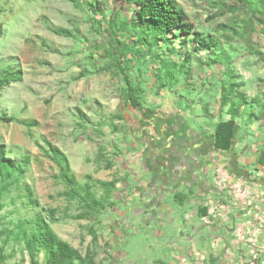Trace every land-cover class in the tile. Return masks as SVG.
<instances>
[{
    "label": "rangeland",
    "instance_id": "374dc122",
    "mask_svg": "<svg viewBox=\"0 0 264 264\" xmlns=\"http://www.w3.org/2000/svg\"><path fill=\"white\" fill-rule=\"evenodd\" d=\"M103 1L104 15L91 10L94 0H0V71L21 70L19 81L0 89V145L8 156L30 157L21 192L29 187L39 204L25 205L19 192L3 198V264H31L14 235L6 244L4 240L19 217L44 208L56 211L52 227L89 264H198L194 248L208 252L210 228L204 225L195 234L185 214H200L204 202L171 213L173 221L169 216L161 220L138 213L142 203L137 196L119 200L117 195L126 193L100 180L115 179L123 154L119 144L145 129L144 113L184 114L195 128H214L223 118L224 96L229 105L243 108L247 117L238 120L245 131L251 113L264 114V106L246 95L257 90L264 95L260 0H178L195 28L218 41L216 53L192 51L185 66L189 47L141 44L139 30L131 26V11L119 0ZM117 10L122 12L116 17ZM174 61L179 65L170 68L176 74L172 78L165 64ZM128 81L139 108L130 101ZM49 142L68 157L78 186L71 187L59 163L46 152ZM87 184L96 201L86 196ZM166 202L176 203L173 197ZM119 220L124 223L121 229L116 226ZM40 260L45 262L43 253ZM204 264H210L208 255Z\"/></svg>",
    "mask_w": 264,
    "mask_h": 264
},
{
    "label": "crops",
    "instance_id": "0c3cea01",
    "mask_svg": "<svg viewBox=\"0 0 264 264\" xmlns=\"http://www.w3.org/2000/svg\"><path fill=\"white\" fill-rule=\"evenodd\" d=\"M261 92L257 90L254 94L246 95L250 102L257 101L258 106L263 107L264 95ZM222 104L223 118L216 125L222 120L230 119L235 109L239 113L235 144L228 153L214 148L216 125L214 128H195L184 114L166 116L158 111L144 113L147 123L145 129L142 132L135 131L128 136L127 142L119 144L123 154L118 157V174L110 188L123 190L127 196L117 195L118 199H125L126 202L129 195L137 196L142 203L138 213L163 220L171 213H179L185 205L204 202L210 194L219 197L220 192L214 184L213 172L220 164L229 166L245 180H254L264 190V114L261 110L258 114L251 113V126L245 131L238 120L247 117L243 108H236L233 103L229 105L230 99L224 96ZM140 128L141 126L138 129ZM169 197H173L176 203L166 202ZM118 215H122L119 219L124 217L123 213ZM250 216L246 210H240L232 223L208 226L210 264H248L252 249L264 246V232H257L256 220ZM175 218L169 216L170 221ZM120 221L116 223L117 227L124 224ZM122 225H119V229ZM204 225L202 222L193 223L194 233L200 234ZM240 228L244 231L242 237L237 234ZM215 235L223 236L224 245L213 251L210 243Z\"/></svg>",
    "mask_w": 264,
    "mask_h": 264
},
{
    "label": "trees",
    "instance_id": "16d2710c",
    "mask_svg": "<svg viewBox=\"0 0 264 264\" xmlns=\"http://www.w3.org/2000/svg\"><path fill=\"white\" fill-rule=\"evenodd\" d=\"M91 10L96 14H105V3L103 0H94ZM123 2V7L131 11L130 21L134 29L139 30L138 41L147 44L149 47L159 45L161 42L167 43L168 47H173L177 43L183 48L189 47L190 53L184 57L183 66L190 63L193 52L209 51L216 53L218 41L213 35H205L195 28L189 19L186 9L178 0H119ZM244 3L251 0H240ZM263 5L262 19L264 20V0H260ZM1 12V10H0ZM121 10L115 11L116 17L121 14ZM3 34L0 24V36ZM217 62L216 58H211ZM167 76L175 78L176 74L170 68L177 67L178 62H167ZM191 75V74H190ZM190 77V76H189ZM21 79V70L5 68L0 71V89L10 85L12 82ZM129 82V81H128ZM238 84V83H237ZM131 91L130 101L135 108L141 104L135 95V89L129 82ZM225 88V87H224ZM238 110L233 111V115L228 120L220 121L214 132L213 145L216 150L225 153L230 152L233 147L236 133L238 131ZM5 121H13L14 118L2 116ZM24 124L32 126L35 122L23 121ZM61 166L65 179L71 187L78 186L76 176L70 173V163L65 153L56 145L49 142V149L46 151ZM30 157L25 156L22 160L7 155L6 149L0 145V209L5 205L3 198L10 196L13 192H21L22 178L25 176ZM105 187H111L113 182H102ZM27 187V186H26ZM107 188V189H108ZM74 191V190H73ZM76 193V191H74ZM18 193L19 198H24L25 205L38 207V201L33 197L32 191L27 187L26 192ZM85 194L93 201H96L90 185L87 184ZM12 203H16V198H12ZM199 215L207 213L206 207H201ZM44 212H47L46 214ZM56 220V211L52 208H44L36 211L32 216H21L15 222V228L9 230L5 244L11 235L24 244L30 256L31 264H89L78 248L63 239L52 227L51 221ZM44 254L45 262L40 260V254ZM6 260V256L0 254V264Z\"/></svg>",
    "mask_w": 264,
    "mask_h": 264
},
{
    "label": "built area",
    "instance_id": "2783aa9c",
    "mask_svg": "<svg viewBox=\"0 0 264 264\" xmlns=\"http://www.w3.org/2000/svg\"><path fill=\"white\" fill-rule=\"evenodd\" d=\"M213 179L216 188L220 192L219 197L212 194L204 200L207 209L205 215H199L197 211H187V223H197V220L207 226H220L232 223L234 216L240 210H246L251 218H255L257 232H264V190L254 180H245L232 171L229 166L220 164L214 169ZM239 237L244 235L240 228ZM224 245V238L220 235L213 236L210 247L218 250ZM198 256V264H204L208 252H200L194 249ZM248 264H264V246H258L251 251Z\"/></svg>",
    "mask_w": 264,
    "mask_h": 264
},
{
    "label": "water",
    "instance_id": "95a60500",
    "mask_svg": "<svg viewBox=\"0 0 264 264\" xmlns=\"http://www.w3.org/2000/svg\"><path fill=\"white\" fill-rule=\"evenodd\" d=\"M234 144H235V140L233 141V146H234ZM233 148V147H232Z\"/></svg>",
    "mask_w": 264,
    "mask_h": 264
},
{
    "label": "flooded vegetation",
    "instance_id": "af4514ba",
    "mask_svg": "<svg viewBox=\"0 0 264 264\" xmlns=\"http://www.w3.org/2000/svg\"><path fill=\"white\" fill-rule=\"evenodd\" d=\"M187 143H188V142H187ZM187 143H186V144H187Z\"/></svg>",
    "mask_w": 264,
    "mask_h": 264
}]
</instances>
